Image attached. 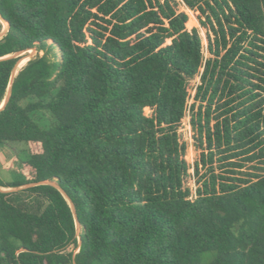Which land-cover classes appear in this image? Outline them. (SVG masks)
<instances>
[{
	"label": "trees",
	"instance_id": "1",
	"mask_svg": "<svg viewBox=\"0 0 264 264\" xmlns=\"http://www.w3.org/2000/svg\"><path fill=\"white\" fill-rule=\"evenodd\" d=\"M181 3L205 44L176 0H0V103L4 56L42 51L0 109L27 149L0 186L53 181L80 226L52 184L0 190V264H264V0Z\"/></svg>",
	"mask_w": 264,
	"mask_h": 264
},
{
	"label": "rangeland",
	"instance_id": "2",
	"mask_svg": "<svg viewBox=\"0 0 264 264\" xmlns=\"http://www.w3.org/2000/svg\"><path fill=\"white\" fill-rule=\"evenodd\" d=\"M179 2L178 8L180 10H183L187 13L188 20L186 22L187 28H190L191 26H197L200 32V35L202 36V43L205 44V38H204V30L201 28L194 16V13L189 10L188 8L184 7V5L181 3V0H176ZM4 28V24L2 23V28ZM53 51L56 53V48H53ZM42 51H37L34 47H31L27 50H25L21 55L22 57L28 56V59L30 57H34L35 55H40ZM27 61V60H25ZM20 67L15 68V72L18 71ZM198 82V77H193L189 79V82L187 83V88L190 91V97L188 98V102L191 101V95L194 91V85ZM150 110L147 111L145 108V112L149 113ZM34 118L38 121V123L41 126H47L50 123V119L46 112L38 111L34 113ZM188 116L185 115L181 118L180 123L178 125V134L181 141L185 143V151H184V158L189 163V165L192 163V161L195 159L197 155V150L194 149L192 145V138H191V131L188 124ZM27 155V149L24 143L22 142H12L9 144L1 145L0 146V178L2 180H11L14 178H18V172L15 170V167L18 165V162L20 159L25 158ZM10 165H12V168L6 169V166L8 164V161L11 160ZM5 166V167H4ZM190 177L187 179V184L190 187H193L192 183V177H191V168H189ZM10 187H1L0 189H8ZM80 226L78 225L76 228L77 234L79 233ZM71 248L70 246L68 247ZM73 251L75 250L72 249Z\"/></svg>",
	"mask_w": 264,
	"mask_h": 264
},
{
	"label": "water",
	"instance_id": "3",
	"mask_svg": "<svg viewBox=\"0 0 264 264\" xmlns=\"http://www.w3.org/2000/svg\"><path fill=\"white\" fill-rule=\"evenodd\" d=\"M0 21L4 24V28L0 30V36L7 30V27H8V24L7 22L0 16ZM29 49V48H28ZM27 50V49H26ZM25 50H20V51H17V52H14L12 54H8V55H5L4 57H7V56H17L18 59L16 61V64L14 65L13 69H12V72H11V75H10V78H9V83L6 87V90H5V94H4V97L0 103V109L4 106L5 102L8 100L9 98V95H10V90H11V81H12V78L13 76L16 74L15 72V68H16V65L17 63L19 62V60L22 58V53L24 52ZM36 183H49V184H52L54 185L60 192L61 194L64 196V198L66 199V201L68 202L69 206H70V209H71V212L73 214V217H74V220H75V226L77 228V226L79 225V222H78V219L76 217V214H75V208H74V205L71 201V199L67 196V194L64 192V190L55 182L53 181H50V180H42V181H39V182H36ZM36 183H27V184H24V185H20V186H15V187H10L8 189H0V190H4V191H7V190H15V189H18L20 187H25V186H29V185H32V184H36Z\"/></svg>",
	"mask_w": 264,
	"mask_h": 264
},
{
	"label": "bare ground",
	"instance_id": "4",
	"mask_svg": "<svg viewBox=\"0 0 264 264\" xmlns=\"http://www.w3.org/2000/svg\"><path fill=\"white\" fill-rule=\"evenodd\" d=\"M26 58H27V56L22 57V58L19 60V62L17 63L16 68L19 67L20 65H22L23 63H25L26 61H24V60H25ZM22 61H23V62H22Z\"/></svg>",
	"mask_w": 264,
	"mask_h": 264
},
{
	"label": "built area",
	"instance_id": "5",
	"mask_svg": "<svg viewBox=\"0 0 264 264\" xmlns=\"http://www.w3.org/2000/svg\"><path fill=\"white\" fill-rule=\"evenodd\" d=\"M147 111L150 110L148 107H146ZM150 112V111H149ZM146 113V112H145ZM148 114V113H147ZM78 247H75V250L73 252H76Z\"/></svg>",
	"mask_w": 264,
	"mask_h": 264
}]
</instances>
